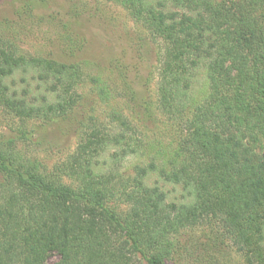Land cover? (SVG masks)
Instances as JSON below:
<instances>
[{
    "label": "trees",
    "instance_id": "trees-1",
    "mask_svg": "<svg viewBox=\"0 0 264 264\" xmlns=\"http://www.w3.org/2000/svg\"><path fill=\"white\" fill-rule=\"evenodd\" d=\"M105 1L161 46L156 107L175 145L146 153L116 111L114 133L90 123L51 170L0 143V264H165L185 253L182 234L201 229L264 264V0ZM18 71L49 86L42 99L10 91ZM84 82L79 66L19 56L0 39V109L23 123L67 117ZM137 154L146 161L123 175Z\"/></svg>",
    "mask_w": 264,
    "mask_h": 264
},
{
    "label": "rangeland",
    "instance_id": "rangeland-1",
    "mask_svg": "<svg viewBox=\"0 0 264 264\" xmlns=\"http://www.w3.org/2000/svg\"><path fill=\"white\" fill-rule=\"evenodd\" d=\"M0 39L19 56L76 65L85 77L77 88L81 99L63 119L47 125L23 123L0 109V143H14L17 157L34 160L49 170L59 167L76 151L80 135L90 123L114 133L116 127L109 123L112 111L123 115L137 135L146 137V153L174 147L173 129L156 107L161 46L119 5L105 0H0ZM5 83L18 96L26 89L37 100L49 87L23 71L15 72ZM201 83L199 76L198 85ZM99 87L106 90L107 97L99 96ZM112 150L108 146L96 159L98 169L105 168ZM144 157L137 154L123 159V175L144 163ZM64 183L71 185L68 179ZM120 210L126 208L120 206ZM213 232L201 229L182 234L179 240L185 253L178 251L175 260L165 264H245ZM57 261L53 256L47 263Z\"/></svg>",
    "mask_w": 264,
    "mask_h": 264
}]
</instances>
